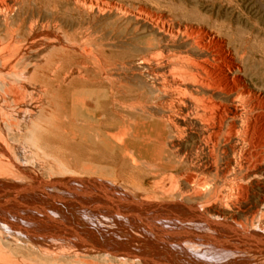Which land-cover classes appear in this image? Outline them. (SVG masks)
Returning <instances> with one entry per match:
<instances>
[{
  "label": "bare ground",
  "instance_id": "obj_1",
  "mask_svg": "<svg viewBox=\"0 0 264 264\" xmlns=\"http://www.w3.org/2000/svg\"><path fill=\"white\" fill-rule=\"evenodd\" d=\"M94 4L0 0V264H264V36L154 21L116 57Z\"/></svg>",
  "mask_w": 264,
  "mask_h": 264
},
{
  "label": "rangeland",
  "instance_id": "obj_2",
  "mask_svg": "<svg viewBox=\"0 0 264 264\" xmlns=\"http://www.w3.org/2000/svg\"><path fill=\"white\" fill-rule=\"evenodd\" d=\"M90 1H92L93 4L95 2L94 5L96 7H99L100 11L97 12L94 9L96 14L94 13V15H92L87 12H84L83 16L85 18L87 17L91 18L92 16H95L96 19H100V20L102 18L104 22L106 21L105 22L106 25L112 28L113 34L115 36L114 40L117 43L116 47L118 49L116 52V57L117 55L118 57L123 56V53L120 51L123 48H125L127 45H129V43L131 42L140 43L144 39L149 38L151 36H159L157 35L159 33L150 25L154 21L162 22L164 20L170 24L175 22H180L184 24H193L196 27H206L209 30L217 32L218 34H220L221 36L227 39L230 38L232 39L233 37L236 41L239 39H243L244 36H246L250 31L253 32L254 34H260L261 36H264V0H90ZM146 26L148 27V30L146 29L147 28ZM149 28L151 29V31ZM127 32H129L130 35L127 34ZM118 44H120V46H118ZM248 46L254 51V54L258 59L264 61V58L262 57L264 55V42H260V44L255 42L254 43L250 42ZM45 136L40 135L38 137V141L40 140L39 142H41V144L44 147L46 145L45 147L46 149H49L47 150V152L48 153L51 152L50 154L52 155L51 159L55 158L56 160H58L55 161L56 164L59 161L63 164V166L58 164L60 167H64L67 169H73L74 167L75 168L77 167L76 169H82L84 165L89 164L96 171L103 172L112 176H117V177L120 176V178L122 175L125 174L124 176H122V178L126 177L125 179H130V180L135 179L136 181H140L143 179L145 180V178H148L145 176H149L150 180L152 179V177H150L151 175L149 174L150 172L148 171V169L146 170V168L142 167L141 165L139 166L135 165L129 157L125 158L124 159L125 162H124L121 154L119 153L118 148L114 149L111 153L109 152L106 153V151L104 152L103 150L101 151L99 150L100 153L103 151L104 154L103 153L99 154V151L95 153L89 150H84L83 148L79 149V147L75 146L74 144L72 149H67V148L64 149L63 146L65 147L66 143L64 141L62 142L60 138H51L49 136L51 141L50 143L46 141L49 137L48 136L45 137ZM41 139L44 142H42ZM56 139L57 141L55 142ZM57 142L62 143V144L58 143L60 145V148ZM52 143L55 144V146L54 144L52 146L53 149H51ZM114 144L117 147L122 146V144L119 141L118 142L114 141ZM74 148H77V150L76 149L74 150ZM54 152H58V153L60 152V153L58 154ZM91 153L94 154L89 155ZM108 153L109 155L112 156L110 157ZM87 154L89 156H92V158L89 157ZM69 157H73L74 159L73 158L70 159L73 160L76 159V160L72 161L69 159ZM100 158L103 163L101 162V160H99ZM61 160L64 161V163ZM65 164H69V166L68 165L66 166ZM136 167L138 168L136 169ZM135 172L136 174H134ZM128 176L130 178H128ZM124 242L125 241H123L122 243L126 245V242L125 243Z\"/></svg>",
  "mask_w": 264,
  "mask_h": 264
}]
</instances>
